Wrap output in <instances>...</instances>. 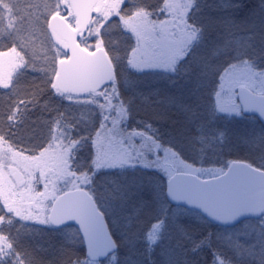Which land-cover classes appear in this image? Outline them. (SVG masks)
Listing matches in <instances>:
<instances>
[{"label":"snow or ice","instance_id":"obj_1","mask_svg":"<svg viewBox=\"0 0 264 264\" xmlns=\"http://www.w3.org/2000/svg\"><path fill=\"white\" fill-rule=\"evenodd\" d=\"M196 5L197 0H157L155 4L149 0H50L45 4L44 11L56 22L45 21L54 37V41L49 38L50 50L54 51L49 69L44 70L46 83L56 95L70 103L91 105L95 115L90 114L89 119L84 120L67 110L54 109L56 115L48 122L47 136L39 143L26 146L14 139L12 129L23 122L28 103L34 101L20 100L10 107L6 115L7 131L0 120V264H34L31 253L22 247L20 230L14 232L15 225L25 221H36L64 236H71L66 242L73 246L86 240L84 257H74L70 264H104L110 256L115 260L112 255L115 241L106 242L110 236L104 231L103 213L91 191L95 173L101 167L142 170L163 167L159 157L148 161L143 152L130 143L139 136L147 142L141 148L146 147L151 153L161 149L159 137H145L144 132L135 130L125 136L119 130L121 122L127 119V108L119 92L118 65L126 61V69L137 71L161 66L150 60L136 59L151 40L165 49L163 65L175 72L177 64L203 40L204 25L192 19L193 10L199 11ZM37 7L32 0H0V39L5 35L13 38L12 46L8 51H0V57L14 54L18 60L11 72L0 76V87L4 89H14L17 77L30 65L22 54L28 41L23 33L26 22L28 26L32 25L33 9ZM62 9L67 12L66 16L61 15ZM164 13L167 18L160 19ZM114 18L119 20L115 27L129 34V44L123 53L113 44L109 31ZM133 38L135 45L130 43ZM252 39L250 36L246 47L230 48L226 42L212 51L214 57H229L227 67L220 65L215 70L217 73L223 68L226 75L239 73L245 81L240 85L241 99L248 86L258 83L264 90V50H257ZM64 50H70L71 55ZM60 56L63 58L57 60ZM220 79L223 81L225 76ZM216 110L240 115L249 109L245 104L233 105L231 109L216 107ZM254 111L264 112V104ZM146 127L150 129L151 126ZM90 128L94 130L88 131ZM151 132L155 136V132ZM126 140L128 144L124 147ZM225 141L223 132L214 137L203 133L196 136V143L201 145L200 152L213 144L222 148ZM106 142L108 146L120 144L122 147L118 153L110 154ZM89 144L95 149L88 162L90 167L85 166L83 156ZM18 147L19 151L16 150ZM163 151L174 161V167H163L168 175L166 194L170 202L198 203L210 221L219 224L231 225L241 217L254 220L251 231L237 232V239L240 235L253 233L264 237V155L259 157L258 167L232 161L225 165L228 169L225 171L224 168H194L171 148H163ZM26 152L33 154L25 155ZM13 162L16 167L12 166ZM174 173L188 178L190 186H176ZM200 174L211 175L213 180L201 181ZM41 185L42 191L38 190ZM250 190L256 194L249 195ZM70 221L79 224L74 233L67 231L74 227L68 223ZM164 226V218L156 220L148 234L149 239L154 242ZM247 227L245 224L244 228ZM227 238L231 239V233ZM214 257V264H226L219 255L214 253Z\"/></svg>","mask_w":264,"mask_h":264},{"label":"trees","instance_id":"obj_2","mask_svg":"<svg viewBox=\"0 0 264 264\" xmlns=\"http://www.w3.org/2000/svg\"><path fill=\"white\" fill-rule=\"evenodd\" d=\"M32 2L37 4L38 0ZM149 2L155 4L157 0ZM196 8L199 11L193 10L192 19L204 25L203 40L177 64L175 72L137 71L126 69V61L119 63L118 87L127 108V119L121 122L120 129L126 133L144 132L153 139L159 137L162 148H171L194 168L225 170V165L232 161H246L258 167L261 155H255L259 152L264 155V125L257 117L243 112L226 115L216 110V93L224 71L223 68L218 73L215 70L220 65L226 68L229 57H214L212 51L226 42L230 48L246 47L250 36L255 48L264 50V0H197ZM33 17L32 25L26 22L23 33L28 41L22 54L30 65L19 74L14 89L0 87V114H3L0 120L6 131L10 107L20 100L34 101L28 103L23 122L12 129L14 139L21 141V146L39 143L47 136L48 122L56 115L54 109L67 110L84 120L90 114L95 115L93 108L78 106L52 93L44 71L49 69L53 53L49 45L50 29L45 23L49 17L34 15V9ZM118 22L114 18L109 31L113 44L123 53L129 44V34L115 27ZM12 42L13 38L5 35L0 39V51H8ZM130 43L134 45L133 39ZM218 132L226 137L222 148L213 144L200 152L196 136L203 133L214 137ZM90 147L87 145L83 153L85 166L89 167ZM104 187H117L110 196L113 204H106L105 208L99 199L100 188ZM91 191L119 244L113 254L115 260L110 256L104 264H214V253L226 264H264V237L253 233L237 239V232L251 231L254 220L243 218L231 226H223L194 210L172 204L166 196L165 181L156 170H99L94 175ZM161 218L165 226L153 242L148 234L152 224ZM17 229L22 247L31 253L34 264H70L72 258L85 255L82 243L68 244L66 241L71 236L48 226L16 224L14 232ZM67 231L74 233L75 228ZM229 233L231 239L227 238Z\"/></svg>","mask_w":264,"mask_h":264},{"label":"rangeland","instance_id":"obj_3","mask_svg":"<svg viewBox=\"0 0 264 264\" xmlns=\"http://www.w3.org/2000/svg\"><path fill=\"white\" fill-rule=\"evenodd\" d=\"M40 1L41 0H38V2L36 4V5H38V7L34 9V15L40 14V15H42L44 17L47 16V17H49V21H51V17L49 15H47V13L44 11L45 4L49 3L50 0H47L43 4H38ZM61 15H65L66 16L67 12L62 9ZM92 15H95V13H93ZM165 18H167V14L165 15V13H164L162 19H165ZM69 22L70 23L72 22L71 18H69ZM49 32H50V35H51V29L49 30ZM77 39H79V37H77ZM52 40L54 41V37H52ZM133 41H134V45H135V39L134 38H133ZM90 50H94V49H90ZM64 51H66L68 53V50H64ZM164 56H165V49L163 47L158 46L156 43L152 42L151 40L148 41V43L144 45L142 51L137 54L136 59L137 60H145V61H149L150 60V61H153V62L160 63L161 66H158V67H156V66L145 67V68L141 69L140 71H142V70L171 71L168 67L163 65ZM60 58H63V57L60 56V57L57 58V60L60 59ZM16 63H18V60H17V58L15 57L14 54H10L8 56L0 57V76H6L9 72H11L13 70V66ZM221 76H225V79L223 81H221V79H220V86H219V90H218L219 95H217L216 102H217L219 108L231 109L233 105H239L237 93H238V90L241 89L240 85L242 83H245V81L243 79H241L239 73H231V74L226 75L223 72ZM246 89H248V90H250V91H252V92H254V93L258 94V95H263L264 96V90L261 89V87H260V85L258 83L254 84V85H251V86H248V87H246ZM51 91H52L53 94H55L54 90L51 89ZM56 96H58V95H56ZM76 105L79 106L80 104H76ZM86 106L93 108L91 105H86ZM222 113H224L226 115H230V114H228L226 112H222ZM231 115H235V114H231ZM113 116H115V113H113ZM117 119H119V117H117ZM108 127L109 128L112 127L111 121L108 122ZM120 128H121V125L119 126V130L122 133H124L125 136H126L127 133L123 132ZM145 137H147V136H145ZM120 138H122V137H117V139H120ZM130 143H131L133 148L142 151L143 154H144V157L148 161L156 160L157 157H159L160 163H161V165L163 167H174L173 159L171 158L170 155L166 157L162 147H161L160 150H154L153 152L149 153L146 150V147L145 148H141V145L142 144L146 145L147 142L143 138H141L139 136L134 137L131 140ZM127 144H128V141L126 140L124 147H126ZM121 147L122 146L120 144H112V145L108 146L107 142H106V149H107V151L110 154L118 153L120 151ZM16 150L19 151V148H17ZM90 150L91 151H90V154H89V159L91 161L92 160V152L94 153L95 149L91 148ZM31 154H33V153H29V152L25 153V155H31ZM258 154L262 155V153L259 152V153H256L255 156H257ZM243 162H246V161H243ZM246 163H249V162H246ZM12 166L16 167L15 162L12 163ZM163 167L155 168V169H152V170H156L157 173H159V176H161L164 179V181H165V192H166V182L168 180V175L163 170ZM254 167H256V166H254ZM115 168H121V167H101L99 170H108V169H115ZM124 168H129V167H124ZM203 169L207 170V169H214V168H203ZM226 169H225V171H226ZM122 174H125L124 171H122ZM199 178H201V179H209V178H213V177L211 175H208V174H200ZM38 190H40V191L43 190L42 185L38 186ZM114 191H117V187H108V189L106 187H104L103 189L100 188L101 194L99 196V199L102 202V206L104 208H105V206H107L106 204H113L112 198L110 196H112L114 194ZM103 214H104V212H103ZM105 218H106V216H105ZM20 224L21 225H24V224L32 225L34 227L47 226V225H41V224H39L36 221H25V222H21ZM108 226H109V224H108ZM109 229H110V227H109ZM110 232H111V230H110ZM111 234H112V232H111ZM112 236H113V234H112ZM113 238H114V236H113ZM114 240H115V242L117 243V246H118L119 244H118V242L116 241L115 238H114Z\"/></svg>","mask_w":264,"mask_h":264},{"label":"water","instance_id":"obj_4","mask_svg":"<svg viewBox=\"0 0 264 264\" xmlns=\"http://www.w3.org/2000/svg\"><path fill=\"white\" fill-rule=\"evenodd\" d=\"M51 23L55 24L56 22L54 21H50ZM68 55H71V52L70 50H68ZM237 97H238V103L239 105L243 106V105H247L248 106V111L246 112H243L244 114L246 115H251V116H255L257 117L260 122L262 124H264V112H256L254 111L255 109H257L260 105L264 104V96L263 95H258L248 89L245 88V91L243 93V99H241V89L238 90V93H237ZM237 163H246V162H243V161H236ZM228 169H226L227 171ZM175 175V184L176 186L180 187V188H184V187H188L190 186L191 182L188 178L184 177V176H181V175H178V174H174ZM199 180L201 181H212L213 178H209V179H201L199 178ZM168 180L166 182V192H167V187H168ZM256 193L254 191H249V195H255ZM167 195V194H166ZM168 198V197H167ZM169 200V199H168ZM175 205L178 206V204L180 205H183V206H180V207H183V208H188V209H192V210H195L197 211L198 213L202 214L203 216H205L206 218L207 217V214L203 212V209L199 206L198 203H194V204H186L185 202H171ZM101 211V210H100ZM102 212V211H101ZM103 213V212H102ZM210 220V218H208ZM243 219V217L239 218V220ZM238 221L236 222H233L231 225L237 223ZM217 224H219L218 222L216 221H213ZM70 223L71 225L74 226V228H79V224L78 222L76 221H70L68 222ZM103 225H104V231L108 233V235L110 236L108 238V240L106 241L107 243H110L111 241H115L111 232H110V229H109V226H108V223L106 221V218H105V215L103 214ZM219 225H223V226H231V225H224V224H219ZM80 235L82 236L83 235V232L81 231ZM83 245V249L85 250L87 248V241L85 240L84 243H82ZM118 250V246H117V243L115 242V248H114V253H116ZM84 254H85V251H84ZM112 254V255H113Z\"/></svg>","mask_w":264,"mask_h":264}]
</instances>
